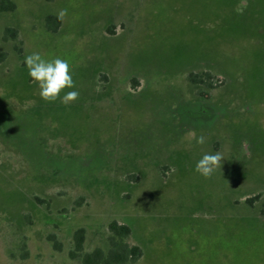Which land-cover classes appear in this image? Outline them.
<instances>
[{"label": "rangeland", "instance_id": "374dc122", "mask_svg": "<svg viewBox=\"0 0 264 264\" xmlns=\"http://www.w3.org/2000/svg\"><path fill=\"white\" fill-rule=\"evenodd\" d=\"M13 1L0 13V264H83L108 251L112 221L130 227L134 264H264V0ZM33 52L70 62L77 101L40 98ZM218 151L210 179L195 172Z\"/></svg>", "mask_w": 264, "mask_h": 264}, {"label": "clouds", "instance_id": "9594fccd", "mask_svg": "<svg viewBox=\"0 0 264 264\" xmlns=\"http://www.w3.org/2000/svg\"><path fill=\"white\" fill-rule=\"evenodd\" d=\"M67 16V9H61L57 18L63 20ZM31 81L38 85L39 96L46 103H61L69 105L79 99V91L73 79L72 67L67 59L55 57L45 59L40 53L33 52L24 59ZM66 89H73L66 91ZM63 93V95H61ZM203 145L206 138L201 135L196 141ZM224 156L221 152L205 153L195 164V172L210 179L214 172L221 168Z\"/></svg>", "mask_w": 264, "mask_h": 264}, {"label": "trees", "instance_id": "16d2710c", "mask_svg": "<svg viewBox=\"0 0 264 264\" xmlns=\"http://www.w3.org/2000/svg\"><path fill=\"white\" fill-rule=\"evenodd\" d=\"M16 10V3L13 0H0V13H11ZM61 26V20L57 16L49 15L45 19V27L51 33H56ZM8 34L13 38H16V32L12 29L7 30ZM5 59V55L0 56V61ZM205 79L210 78L209 73L195 74L190 73L188 80L193 85H198ZM261 196H255L249 198L246 203H252L259 199ZM109 231L111 236L109 237V249L107 252L97 249L92 253L83 254L81 261L83 264H134L141 255L142 251L138 246H130L125 240L130 236L131 229L127 225L119 224L116 221H112L109 224ZM75 248L77 251L83 250V244L85 241V230L83 228L78 229L74 233ZM59 249L58 245L55 247ZM76 257L75 253H72Z\"/></svg>", "mask_w": 264, "mask_h": 264}]
</instances>
